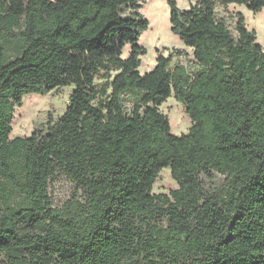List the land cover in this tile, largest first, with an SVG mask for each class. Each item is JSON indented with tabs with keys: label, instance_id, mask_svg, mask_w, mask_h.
I'll use <instances>...</instances> for the list:
<instances>
[{
	"label": "trees",
	"instance_id": "16d2710c",
	"mask_svg": "<svg viewBox=\"0 0 264 264\" xmlns=\"http://www.w3.org/2000/svg\"><path fill=\"white\" fill-rule=\"evenodd\" d=\"M143 2L0 0V264H264V48L217 13L264 0H169L192 64L158 51L144 74ZM67 86L58 119L10 137L26 95ZM171 96L187 133L160 110ZM165 168L178 188L155 194ZM60 176L75 191L57 206Z\"/></svg>",
	"mask_w": 264,
	"mask_h": 264
},
{
	"label": "rangeland",
	"instance_id": "374dc122",
	"mask_svg": "<svg viewBox=\"0 0 264 264\" xmlns=\"http://www.w3.org/2000/svg\"><path fill=\"white\" fill-rule=\"evenodd\" d=\"M181 9L189 8L196 0H176ZM169 0H144L141 13L149 20V27L144 31L139 44L147 49V53L141 57L142 64L140 73L151 71L156 65L158 51L165 56L172 54L173 50L184 51L182 55H174L172 64H183L191 66L193 50L186 47L183 41L171 31ZM217 13L224 18L229 27L235 32L236 14L242 13L246 18L250 30H255L257 42L264 48V9L258 13L252 12L246 5L230 4L229 6L218 5ZM130 44L123 49V57H127ZM104 78H98L96 82L101 85ZM74 86L63 87L59 91H52L46 95L29 94L23 99L22 105L15 108L12 124L11 138L18 136H30L36 128L44 126L49 116L58 119L69 105V97ZM132 99L129 97L125 105L130 107ZM160 110L170 118L172 132L176 135L187 133L191 127V120L185 111V105L175 99L168 98L160 105ZM210 189L221 188L224 185L223 176H215L208 181ZM178 188L177 182L171 175L169 168L163 169L153 187L155 194H168L171 190ZM75 187L65 177H58L51 184V193L57 206H62L70 200Z\"/></svg>",
	"mask_w": 264,
	"mask_h": 264
}]
</instances>
